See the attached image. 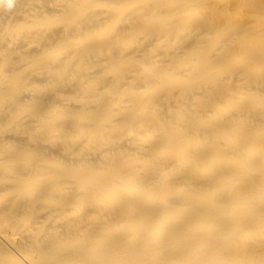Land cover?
Here are the masks:
<instances>
[{"label":"bare ground","instance_id":"1","mask_svg":"<svg viewBox=\"0 0 264 264\" xmlns=\"http://www.w3.org/2000/svg\"><path fill=\"white\" fill-rule=\"evenodd\" d=\"M0 264H264V0H0Z\"/></svg>","mask_w":264,"mask_h":264}]
</instances>
